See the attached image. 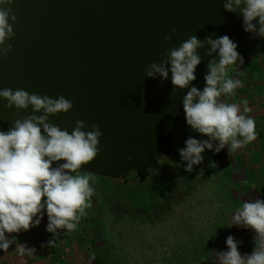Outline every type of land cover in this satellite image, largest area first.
I'll return each mask as SVG.
<instances>
[{"label": "water", "instance_id": "95a60500", "mask_svg": "<svg viewBox=\"0 0 264 264\" xmlns=\"http://www.w3.org/2000/svg\"><path fill=\"white\" fill-rule=\"evenodd\" d=\"M13 10L16 36L0 61V87L71 100L70 112L49 119L69 131L76 120L99 124L101 151L82 173L117 180L152 174L183 119L188 89L174 92L170 72L164 81L146 77L147 65L190 35L235 42L246 33L242 16L219 0H15ZM198 51L195 74L216 58ZM14 111L0 105V129Z\"/></svg>", "mask_w": 264, "mask_h": 264}, {"label": "clouds", "instance_id": "9594fccd", "mask_svg": "<svg viewBox=\"0 0 264 264\" xmlns=\"http://www.w3.org/2000/svg\"><path fill=\"white\" fill-rule=\"evenodd\" d=\"M219 2L225 11L242 16L245 32L264 37V0ZM14 3L0 0V61L13 51L10 41L16 36L13 25L17 22ZM172 38L170 34L164 36L165 41ZM199 49H204L207 56L215 53L218 57V61L208 62L202 90L192 85L202 60ZM237 63L242 64L243 57L228 35L204 40L190 35L144 69L146 77H159L161 81L167 80L170 72L174 92L188 89L181 97L186 124L207 139L189 137L185 147L179 149L186 172L202 163L205 149L219 153L227 146L228 152L234 153L257 139L256 121L247 115L252 111L247 101L242 108L224 99L235 96V90L244 86L241 80L229 76L230 66ZM0 105L14 108L16 117L6 131L0 129V250L7 252L15 237L10 239L6 233L18 234L38 226L44 212L48 218L46 230L53 237L59 230L77 229L94 195L92 177L82 174V168L99 155L102 132L99 124L89 125L84 120H76L71 131L54 124L51 116L73 108V102L63 95L53 98L23 88L0 87ZM230 220V224L254 230L255 247L251 254L241 255V242L229 235L225 241L228 250L217 252L219 264H264V200L244 201ZM53 244L50 239L47 246ZM15 248L20 257L36 253L34 247L21 243Z\"/></svg>", "mask_w": 264, "mask_h": 264}, {"label": "rangeland", "instance_id": "374dc122", "mask_svg": "<svg viewBox=\"0 0 264 264\" xmlns=\"http://www.w3.org/2000/svg\"><path fill=\"white\" fill-rule=\"evenodd\" d=\"M239 40L235 43L243 63L230 66L229 76L244 86L224 99L242 108L247 101L257 139L234 153L227 146L219 153L205 149L202 163L186 172L179 149L189 137H207L193 131L183 115L169 156L144 181L133 174L124 180L89 174L94 195L87 215L75 231L63 230L61 237L36 233L32 246L38 256L60 259L74 245L69 255L75 264H219L217 252L228 250L229 235L241 242V255L251 254L254 230L230 224V219L244 201L264 200V37L251 33ZM207 67L195 74L201 90ZM50 239L54 244L47 246Z\"/></svg>", "mask_w": 264, "mask_h": 264}, {"label": "crops", "instance_id": "0c3cea01", "mask_svg": "<svg viewBox=\"0 0 264 264\" xmlns=\"http://www.w3.org/2000/svg\"><path fill=\"white\" fill-rule=\"evenodd\" d=\"M47 223H48L47 213L44 212L38 226L30 228L28 231H21L18 234H7L6 233V235H9L10 239H12L14 236L15 240L7 252L0 250V264H75L73 257L69 255V253L71 252V251L69 252V249L74 248V245H71V247L69 248L66 247V249L68 250L67 254L63 255L60 259L56 258L55 260H52L50 256L44 253H43V256L45 257L44 259H42V256H38L37 253L34 254V256L36 255L35 257H32V256L31 257H20L17 254L16 248H15L16 244L21 243V244L27 245L28 247H33L32 243L34 242L33 239L35 238L36 233H43L46 236L52 235L53 237V234L46 230ZM62 232L63 230H59L58 234H60V237L62 235L61 234ZM66 239L69 242V239L65 237L63 241ZM63 241L61 242L62 245L65 244Z\"/></svg>", "mask_w": 264, "mask_h": 264}, {"label": "trees", "instance_id": "16d2710c", "mask_svg": "<svg viewBox=\"0 0 264 264\" xmlns=\"http://www.w3.org/2000/svg\"><path fill=\"white\" fill-rule=\"evenodd\" d=\"M250 36H251V33H247V32H246L245 34H243V35L239 38V39H240L239 41H240V42H243V41L247 40ZM217 58H218V57H216L215 59H217ZM215 59H213V61H214ZM211 63H212V61H211ZM201 69H202V68H201ZM192 85L195 86V80L192 82ZM179 128H180V125L177 127V129H179ZM177 129H176V131H177ZM176 131H175V132H176ZM180 158H181V157H180ZM180 165H181V160H180ZM133 175H134V174H133ZM192 181H194V179H192ZM196 188H197V187H196ZM195 190H196V189H195ZM195 190H194V191H195ZM194 191H192V193H193ZM188 195H189V193H185V194H184V196H188ZM171 213H172V211L170 212V214H171ZM93 220H95V219H93ZM93 220H92V221H93ZM122 220H124V219H122ZM95 221H96V220H95ZM127 222L131 223V222L128 221V220H127ZM93 224H94L96 227H99V222H98V220L96 221V223L93 222ZM137 225H138V223L136 224V226H137ZM93 227H94V226H93Z\"/></svg>", "mask_w": 264, "mask_h": 264}]
</instances>
